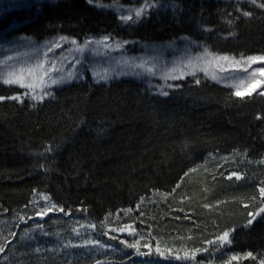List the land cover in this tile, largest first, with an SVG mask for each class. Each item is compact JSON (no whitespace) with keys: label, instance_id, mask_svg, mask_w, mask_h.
<instances>
[{"label":"trees","instance_id":"16d2710c","mask_svg":"<svg viewBox=\"0 0 264 264\" xmlns=\"http://www.w3.org/2000/svg\"><path fill=\"white\" fill-rule=\"evenodd\" d=\"M150 1L166 8L130 22L44 1L1 15L0 35L264 59V0ZM0 264H264V94L87 74L33 101L0 83Z\"/></svg>","mask_w":264,"mask_h":264},{"label":"rangeland","instance_id":"374dc122","mask_svg":"<svg viewBox=\"0 0 264 264\" xmlns=\"http://www.w3.org/2000/svg\"><path fill=\"white\" fill-rule=\"evenodd\" d=\"M44 1L53 0H0V16ZM133 1L138 5L128 6L122 1L103 4L101 0L89 3L115 12L124 22L166 8L150 0ZM8 30L0 35V83L24 89L33 101L48 97L53 88L84 80L87 74L96 82L131 78L158 95L166 94L175 82L186 77L209 80L241 95L264 94L263 58L213 55L193 49L188 42L137 44L108 37L79 42L55 37L39 43L7 36Z\"/></svg>","mask_w":264,"mask_h":264},{"label":"snow or ice","instance_id":"6c2138e0","mask_svg":"<svg viewBox=\"0 0 264 264\" xmlns=\"http://www.w3.org/2000/svg\"><path fill=\"white\" fill-rule=\"evenodd\" d=\"M137 15H139V13H137ZM6 82L11 83V82H13V81H6ZM237 94H239V93H237ZM227 236H228V233H225V234H224V237H222L221 239H226Z\"/></svg>","mask_w":264,"mask_h":264}]
</instances>
